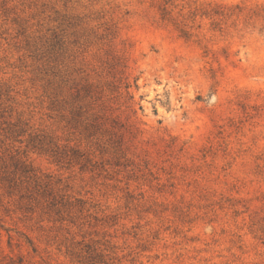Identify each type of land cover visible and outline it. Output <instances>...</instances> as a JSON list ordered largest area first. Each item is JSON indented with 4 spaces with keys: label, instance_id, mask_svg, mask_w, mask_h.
<instances>
[{
    "label": "rangeland",
    "instance_id": "1",
    "mask_svg": "<svg viewBox=\"0 0 264 264\" xmlns=\"http://www.w3.org/2000/svg\"><path fill=\"white\" fill-rule=\"evenodd\" d=\"M0 264H264V0H0Z\"/></svg>",
    "mask_w": 264,
    "mask_h": 264
}]
</instances>
